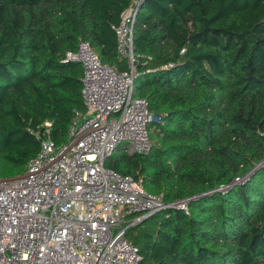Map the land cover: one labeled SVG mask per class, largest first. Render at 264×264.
<instances>
[{
    "label": "trees",
    "instance_id": "obj_1",
    "mask_svg": "<svg viewBox=\"0 0 264 264\" xmlns=\"http://www.w3.org/2000/svg\"><path fill=\"white\" fill-rule=\"evenodd\" d=\"M131 8L133 93L157 119L147 154L121 143L104 166L188 201L131 241L139 264H264V0H0V178L84 111L82 67L65 61L79 41L128 71L115 29Z\"/></svg>",
    "mask_w": 264,
    "mask_h": 264
},
{
    "label": "built area",
    "instance_id": "obj_2",
    "mask_svg": "<svg viewBox=\"0 0 264 264\" xmlns=\"http://www.w3.org/2000/svg\"><path fill=\"white\" fill-rule=\"evenodd\" d=\"M135 13L126 11L115 29L128 71L102 63L84 41L66 53L65 61L82 67L84 111L75 112L64 143L47 131L24 172L0 178V264H139L127 227L167 207L188 212L185 201L165 204L104 166L121 143L128 154L150 150L153 115L132 86ZM133 214L140 215L129 219Z\"/></svg>",
    "mask_w": 264,
    "mask_h": 264
},
{
    "label": "rangeland",
    "instance_id": "obj_3",
    "mask_svg": "<svg viewBox=\"0 0 264 264\" xmlns=\"http://www.w3.org/2000/svg\"><path fill=\"white\" fill-rule=\"evenodd\" d=\"M126 70H129V67L127 66ZM124 144V143H123ZM140 214H133L129 219H135L139 216ZM162 219V216L160 214H158L157 216H152L151 218H149L144 224L142 227H140L139 229H134L132 231H126L125 232V238L126 240L130 243L131 241L134 242V241H137L138 239V236L141 232H143L144 230L146 229H149V228H156L157 224L161 221ZM129 224H124V226H128ZM131 227V226H129Z\"/></svg>",
    "mask_w": 264,
    "mask_h": 264
},
{
    "label": "water",
    "instance_id": "obj_4",
    "mask_svg": "<svg viewBox=\"0 0 264 264\" xmlns=\"http://www.w3.org/2000/svg\"><path fill=\"white\" fill-rule=\"evenodd\" d=\"M153 119H157V118L153 117ZM256 169H257V168H254L252 171H250V172L248 173L247 176H250L251 174H253V173L255 172ZM235 184H236V182L233 183V184H231L229 187H232V186H234ZM220 190H221V189H218L217 191H220ZM201 196H203V194H202V195H198L197 197H201Z\"/></svg>",
    "mask_w": 264,
    "mask_h": 264
},
{
    "label": "bare ground",
    "instance_id": "obj_5",
    "mask_svg": "<svg viewBox=\"0 0 264 264\" xmlns=\"http://www.w3.org/2000/svg\"><path fill=\"white\" fill-rule=\"evenodd\" d=\"M135 16H136V13H135ZM134 79V78H133ZM152 120H154V119H152ZM134 154V153H133ZM138 154V153H137ZM246 180V178H244V179H239L238 181H236V183H242L243 181H245ZM183 201H185L186 202V205H187V200H183ZM152 216V215H151Z\"/></svg>",
    "mask_w": 264,
    "mask_h": 264
}]
</instances>
